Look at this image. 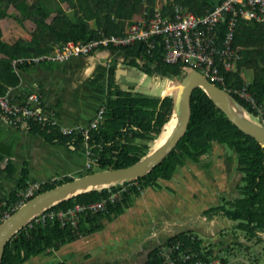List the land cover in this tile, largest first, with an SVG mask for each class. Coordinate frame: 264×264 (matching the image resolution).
Masks as SVG:
<instances>
[{
	"label": "trees",
	"instance_id": "16d2710c",
	"mask_svg": "<svg viewBox=\"0 0 264 264\" xmlns=\"http://www.w3.org/2000/svg\"><path fill=\"white\" fill-rule=\"evenodd\" d=\"M221 2L222 0H0V20L6 18L9 8L14 6L24 18L30 19L36 25L34 32L28 34L30 38L27 40L21 38L14 43L4 40L0 26V96L9 93L12 95L15 89L18 90L19 87L21 89L22 75L32 65L57 62L34 61V58L51 52L57 45L79 47L82 43L102 35H126L129 25L136 17L149 19L159 10L163 17L175 19L177 6L203 17ZM64 4H67V7H64ZM54 14L56 16L49 22ZM233 48L241 55L237 65L238 70L226 72L222 69L226 84L217 83V85L234 89L248 86V91L263 106L264 21L240 19ZM119 49L129 54V65L141 68L152 76L157 75L171 81H180L192 68L183 62L177 64L164 62V48L161 42H158L150 53L149 41H139L135 45ZM141 62L145 64L142 66ZM246 71L254 72L252 82L246 80L244 75ZM10 88L14 89L10 92ZM31 93L34 92L28 91L22 96L17 91L13 98L23 101ZM232 94L252 116L260 115L258 108L235 91H232ZM39 96L42 102V97ZM191 109L187 133L172 153L153 171L134 181L83 192L59 202L50 210L67 211L78 204L88 205L102 201L112 192L120 191L125 187L126 190L117 202L109 203L105 211L96 214H80L76 224L68 220L63 223L57 217L49 219L45 225L35 224L31 227L28 224L7 244L3 264H24L31 257L53 254L64 245L102 229L104 218L112 219L113 215H120L148 188L162 189L163 181L172 180L178 169L189 161L202 164L206 169L211 168V154L215 143L234 151L231 160L234 161L236 156L238 157L237 169L242 175L237 187L239 193L235 198L223 197L220 204L210 209L223 211L222 216L232 222L233 228L229 229L232 232L229 236L219 233L218 242L207 244L200 238L201 233L197 230L180 232L168 237L166 241L151 250L144 258V264H170L171 261L174 264H185L183 256L187 254L191 256L189 258L191 264L196 262L238 264L230 263V259L224 255L235 256L236 249L244 246L243 242L236 239L237 235L234 233L237 231L246 233L251 241L257 240L254 245H246L247 250L259 251L256 246L264 243V147L255 138L240 130L203 88L199 87L193 92ZM173 110V93L162 100L161 96L135 97L130 92H123L107 105L102 124L90 131L88 140L82 132L64 134L60 132L59 127L51 129L52 126L47 121L42 122L43 120L38 118L25 120V130L36 131L40 128L47 130L49 126L52 130L51 136L58 142H70L77 146L88 144V158L92 164L79 173V176H84L99 170L128 167L138 162L151 151L152 145L159 139L171 120ZM3 157L5 154L0 152V185L2 179L15 174L10 167L11 163L4 168L1 166ZM73 179L74 177L63 174L58 180L36 181L32 180L28 171L23 169L20 177L17 178V188L10 193L5 202L0 200V224L3 218L20 207L21 191L36 182H41L42 186L35 193L36 196ZM210 210L205 213L209 214ZM204 236L208 238L207 235ZM177 247L179 248L176 249ZM163 248L165 255L160 257V250ZM256 260L254 264H260L259 259Z\"/></svg>",
	"mask_w": 264,
	"mask_h": 264
},
{
	"label": "crops",
	"instance_id": "0c3cea01",
	"mask_svg": "<svg viewBox=\"0 0 264 264\" xmlns=\"http://www.w3.org/2000/svg\"><path fill=\"white\" fill-rule=\"evenodd\" d=\"M129 60V54L122 49L103 48L90 55L70 58L64 62L34 64L23 73L21 89L20 87L18 90L15 89L12 95L17 91L22 96L28 91L41 95L42 102L39 109L52 126L51 129L59 127L60 132L64 133L66 130L86 127L101 109H106L113 99L125 92L124 83L127 81L124 77L130 73ZM143 64L144 62H141L142 66ZM152 77L156 78L158 85H161L163 78L157 75ZM51 129L49 126L47 130L17 129L0 118V152L5 154L1 166L4 168L11 163L10 167L15 171L12 177L1 180V202H5L10 193L17 188V178L20 177L23 169L27 170L30 178L36 181L63 174L74 176L86 169L89 161L86 145L77 146L70 142H58L51 136ZM162 134L152 145L151 150L157 146ZM191 167L205 182L211 178L201 167ZM185 172L186 174L180 173L176 176L180 180L179 184L175 181L176 178L171 180V184L180 187L186 198L168 196L166 199L165 181H163L162 189L151 188L152 191L144 192L120 215H113L112 219L104 218L102 229L64 245L59 250V254L68 256L66 264H98L99 260L115 263L114 258L121 263L119 260L125 256H118L116 253L117 249L127 245L126 240L132 247L128 259L143 258L144 260L151 250L165 241V203L166 206L172 203L177 214L185 218L187 217L185 212L191 208V205H195L198 193L201 196L207 194L209 185L213 184L211 178V181L206 182L205 187L208 190L204 187L201 190L200 186L195 187L196 190L191 193L190 184L196 182L190 172ZM141 217L149 219L147 224L151 222L152 232L149 235L142 233L137 240L133 239L130 243L128 239L135 234L136 226L141 223Z\"/></svg>",
	"mask_w": 264,
	"mask_h": 264
},
{
	"label": "built area",
	"instance_id": "2783aa9c",
	"mask_svg": "<svg viewBox=\"0 0 264 264\" xmlns=\"http://www.w3.org/2000/svg\"><path fill=\"white\" fill-rule=\"evenodd\" d=\"M175 11L177 13L175 19L163 17L158 10L149 19L136 17L129 25L126 35H102L97 39L82 43L79 47L57 45L51 52L34 58V61L64 62L70 58L90 55L102 48H124L135 45L139 41H149L150 53L156 44L161 42L164 48V62L189 64L191 69L199 70L212 82L225 85L226 77L222 73V69L226 72H237L238 61L241 59V55L233 48L237 24L240 19L264 21V0H222L203 17H199L181 6H177ZM224 89L230 93L235 91L255 108H258L260 112L258 118L264 125V104L262 106L256 101L248 91V86L241 89L227 87ZM40 105L41 99L36 93H31L23 101L14 99L13 95L9 93L0 96V118L14 128L26 129L25 120L27 119L38 118L43 120L42 122L47 121L39 109ZM105 110L101 109L88 126L66 130L64 134H71L74 131L82 132L88 140L90 131L97 129L102 124ZM90 165L91 163L88 166ZM41 186V182H36L22 191L21 196L23 199H28ZM125 190L124 187L120 191L112 192L108 198L102 201L88 205L78 204L67 211L46 209L37 215L29 225L31 227L35 224L45 225L49 219L56 217L60 218L63 223L68 220L76 224L80 214H96L105 211L108 204L117 202ZM160 255V257H164L165 248L160 250ZM190 257L189 254L184 255L183 262L191 264L189 263ZM170 264H174V262L171 261ZM196 264L201 263L196 262Z\"/></svg>",
	"mask_w": 264,
	"mask_h": 264
},
{
	"label": "water",
	"instance_id": "95a60500",
	"mask_svg": "<svg viewBox=\"0 0 264 264\" xmlns=\"http://www.w3.org/2000/svg\"><path fill=\"white\" fill-rule=\"evenodd\" d=\"M199 87L207 92L212 101L240 130L255 138L264 147V125L261 122H257L232 93L212 82L199 70L191 69L176 85L168 88L167 92L162 96L165 99L168 95L174 94V110L171 120L166 125L157 146L133 165L117 169L99 170L84 176H77L69 182L41 192L21 205L0 224V264H3L5 249L11 238L46 209L92 189L134 181L159 166L187 133L192 113L191 97L193 92ZM168 129L169 132L166 135ZM220 152V145H218L215 157V171L218 174L221 173L224 167L223 158H219ZM238 164L239 160L236 156L235 169H237ZM165 211L167 212L165 221H172L182 217H179L175 206H171V204L167 205V208L165 207ZM178 229L180 228L178 227ZM188 230L198 231L199 229L182 227L176 234ZM134 236L135 238H131V236L128 239L130 243L133 239L137 240L140 236L137 228ZM58 254L59 251L53 254L34 256L24 264H62L63 261Z\"/></svg>",
	"mask_w": 264,
	"mask_h": 264
},
{
	"label": "rangeland",
	"instance_id": "374dc122",
	"mask_svg": "<svg viewBox=\"0 0 264 264\" xmlns=\"http://www.w3.org/2000/svg\"><path fill=\"white\" fill-rule=\"evenodd\" d=\"M64 7H67V4H64ZM56 16V14L53 15L49 19V22L52 21V19ZM0 26L2 29V34L3 38L5 41L9 43H14L18 39H28L30 36L28 34L34 32L36 29V25L33 21L30 19H26L22 16V14L14 7L11 6L9 8V14L6 18H3L0 20ZM112 48V47H109ZM17 63V61H16ZM145 64V63H144ZM143 64V65H144ZM130 68V73L124 77V80L127 82L125 84V92H130L133 94L135 97H152V96H163L166 90L174 85L177 84V81H171L169 79L163 78V81L161 85H158L156 83V78L152 77V74H147V72L143 71V69L134 67V66H129ZM245 78L248 82H252L254 79V72L253 71H246L244 73ZM14 88H10V92ZM169 94V93H168ZM257 122H260V119L258 117H254ZM262 122V121H261ZM216 148L218 147V143L214 144ZM155 148V147H154ZM153 148V149H154ZM220 149L222 150V153H225V157L227 159V175L230 174V169L231 166H234L233 160H231V156L234 155V151L230 149L227 146H222L220 145ZM212 156V154H211ZM212 160V157H211ZM202 165V164H201ZM165 166V165H164ZM203 168V167H201ZM236 171V169H235ZM238 172V173H237ZM211 177L216 178L215 172L210 173ZM79 176V174L75 175ZM242 175L239 173V171H236L233 177L228 181L224 180L222 187L214 189L213 186V196H210L209 194L207 195L206 198H202L197 196L195 199L196 203L195 205H191V208L185 212L187 217H180L179 219H174L172 221H165V236H174L176 235L177 231H179L182 227L183 228H197L199 229L198 231L201 233L199 236L202 240L206 241L205 243L209 242H218V234L223 233L226 234V236H229V234L232 231H229L231 229L230 227L233 228V225L231 224L230 220L224 216H219L218 218H212V219H207L204 214H202L203 210L208 207L209 204L216 205L220 204V201L222 200L223 197H227L228 199H233L235 198V195H237L239 192L237 190V187L240 184ZM195 184L191 183L190 189L189 190L191 193H194L195 187L200 186L197 185L199 184L198 181L195 180ZM205 190H208V188H205ZM203 190V187L201 188ZM146 191H152L151 188H148ZM144 191V192H146ZM166 191V189H165ZM206 192V191H204ZM227 192V194L225 193ZM204 194V195H205ZM169 194L165 195V198L168 199ZM174 195V194H173ZM185 196V195H184ZM186 198V196H185ZM219 201V202H218ZM171 206H173L172 203ZM198 205V206H197ZM202 205V207H201ZM201 210V211H200ZM165 211V215H166ZM176 218V217H173ZM183 220H182V219ZM171 219V218H168ZM147 220H149L146 217H141V223L138 224L139 226H136L138 229L139 235L144 233L145 235H149L152 232L151 228V222L150 224H147ZM151 221V220H150ZM167 222V223H166ZM137 223V221H136ZM178 227L180 229H178ZM237 235L236 239L239 241L243 242L244 246L237 248L236 252H234L235 256H229L228 254H224L228 259H230V263H238V264H254L257 260L260 264H264V243H259L256 247L259 249V251L256 250H250L246 249V245H254L255 241L257 240H249L247 238L246 233L237 231V233H234ZM169 235V236H168ZM204 235H211L208 236V238ZM217 236V237H216ZM210 237V239H209ZM215 237V238H214ZM131 238H135L133 235ZM235 238V237H234ZM235 239V240H236ZM234 241V240H233ZM230 242V241H229ZM237 242V240H236ZM126 246H129L128 248H125ZM124 246V248H119L117 249L118 252L116 253L118 256L122 255L125 256V258H121V263H118L117 258H114L115 263L107 262V260L103 261L99 260L98 264H144L143 258H135V259H128L129 252L132 250L131 244H128ZM236 248V246H235ZM216 249V248H215ZM260 254V255H259ZM60 259L65 262L68 260V256L64 254H58ZM63 255V256H61ZM85 255V254H84ZM233 255V254H232ZM256 255H258L256 257ZM260 256V257H259ZM87 257V256H86ZM135 260V261H134ZM66 263V262H65Z\"/></svg>",
	"mask_w": 264,
	"mask_h": 264
},
{
	"label": "flooded vegetation",
	"instance_id": "af4514ba",
	"mask_svg": "<svg viewBox=\"0 0 264 264\" xmlns=\"http://www.w3.org/2000/svg\"><path fill=\"white\" fill-rule=\"evenodd\" d=\"M215 144H217V143H215ZM216 155H217V148H216V146H214V150H213V153H212V164L210 165V166H212L211 168L206 169V168L203 167L204 165H201L199 163H193V162L189 161L185 165L181 166L180 169H178V171L174 175V178H176V176L178 174H180V173L181 174H186L185 171H188V172H190L194 176V181L196 180V181L199 182V184H197V185H200L201 187L207 186L208 181H211V178H212L213 179L212 180V183L213 184L209 185V191H208L207 195L209 194L210 196H213L214 195L213 190L216 189V188L222 187L224 180H227L228 179V181H229L233 177V175L235 174V172L238 171V169H236V171H235V167L236 166H235V160H234V162H233L234 166H231L230 174L227 175L226 171H227L228 168H227V164L226 163H227V158L228 157L226 158L225 157V153H222V150H221V152L219 153V158L220 157L223 158V160H224V167H223V170L221 171V173L218 174L215 171V157H216ZM191 166L203 167L202 170L208 176H210V177H211L210 173L215 172V174L217 173L216 178L211 177L209 180L207 179V181H206L207 183H206L201 178V176L195 172V170ZM174 178L172 180H174ZM175 181L177 182V184L180 183V180H178L177 178L175 179ZM171 182H172L171 180H168V181L166 180L165 181V189H166L165 193L166 194H169L167 196H169V197L185 198V196L183 195V193L180 190V187H178L177 185H172ZM168 184H169V186H168ZM200 186H197L196 188H199ZM213 186H214V189H213ZM205 188H207V187H205ZM225 193L227 194V192H225ZM143 194H144V192H143ZM207 195L206 194L205 195H202V198H206ZM197 196L201 197V194L198 193ZM212 206H214V205L209 204L208 207L206 209H204L203 212H202V214H204L207 219L218 218V215L219 216H222L223 215L222 214V212H223L222 210H218V211L210 210ZM165 207L167 208L166 203H165ZM209 210H210L209 214L208 213L206 214L205 212H207ZM169 237H171V236H169ZM167 238L168 237L165 238V241H166Z\"/></svg>",
	"mask_w": 264,
	"mask_h": 264
},
{
	"label": "clouds",
	"instance_id": "9594fccd",
	"mask_svg": "<svg viewBox=\"0 0 264 264\" xmlns=\"http://www.w3.org/2000/svg\"><path fill=\"white\" fill-rule=\"evenodd\" d=\"M102 49H103V48H102ZM104 49H105V48H104ZM93 53H94V52H93ZM153 76H154V75H153ZM36 94H37V93H36ZM87 145H88V144H86V147H88ZM218 145H220V144H218ZM87 153H88V156H89L88 148H87ZM89 163L92 164V162L89 160L88 163H87V166L89 165ZM66 175L71 176V177H74V178L77 177V176H75V175L72 176V175H70V174H66ZM54 178H57L56 180H58V179L60 178V176H59V175H58V176H55V177H53V178H50L49 180L54 181V180H53ZM23 191H24V190H23ZM37 191H38V190H37ZM37 191H36V192H37ZM21 192H22V191H21ZM36 192H35V193H36ZM35 193H34V195H35ZM34 195H33V196H34ZM37 195H38V194H37ZM20 196H21V193H20ZM21 197H22V196H21ZM31 197H32V196H31ZM31 197H29V198H31ZM34 197H35V196H34ZM32 198H33V197H32ZM32 198H31V199H32ZM24 200H26V199H23V197H22L21 205H23L24 203L27 202V201L24 202ZM29 200H30V199H29ZM21 205H20V206H21ZM51 208H52V207H51ZM51 208H49V209H51ZM8 216H9V215H7V216L3 219V221H4ZM32 221H33V219H32ZM32 221H31V222H32ZM31 222H30V223H31ZM30 223H29V224H30Z\"/></svg>",
	"mask_w": 264,
	"mask_h": 264
},
{
	"label": "bare ground",
	"instance_id": "6f19581e",
	"mask_svg": "<svg viewBox=\"0 0 264 264\" xmlns=\"http://www.w3.org/2000/svg\"><path fill=\"white\" fill-rule=\"evenodd\" d=\"M174 124V123H173ZM165 131V130H164ZM168 132H169V129H168V131L166 132V135L168 134Z\"/></svg>",
	"mask_w": 264,
	"mask_h": 264
}]
</instances>
